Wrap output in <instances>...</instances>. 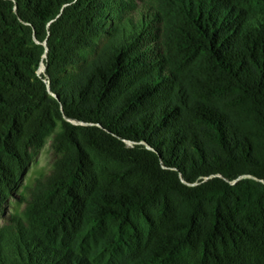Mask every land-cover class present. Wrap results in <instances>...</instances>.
I'll return each mask as SVG.
<instances>
[{
	"label": "trees",
	"instance_id": "1",
	"mask_svg": "<svg viewBox=\"0 0 264 264\" xmlns=\"http://www.w3.org/2000/svg\"><path fill=\"white\" fill-rule=\"evenodd\" d=\"M143 1L0 0V264H264V0Z\"/></svg>",
	"mask_w": 264,
	"mask_h": 264
},
{
	"label": "rangeland",
	"instance_id": "2",
	"mask_svg": "<svg viewBox=\"0 0 264 264\" xmlns=\"http://www.w3.org/2000/svg\"><path fill=\"white\" fill-rule=\"evenodd\" d=\"M136 1L141 4V6L144 4L143 0ZM146 2L150 3L152 1L147 0ZM51 142L52 137H47L41 147L34 152L32 162L28 170L21 177L18 186L9 198L4 217L0 219L1 226H4L8 219L24 216L30 188H32L38 180L44 178L51 172L56 157L52 149Z\"/></svg>",
	"mask_w": 264,
	"mask_h": 264
}]
</instances>
